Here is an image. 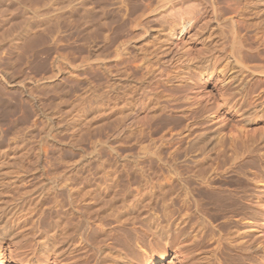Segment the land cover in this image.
<instances>
[{
    "label": "rangeland",
    "instance_id": "1",
    "mask_svg": "<svg viewBox=\"0 0 264 264\" xmlns=\"http://www.w3.org/2000/svg\"><path fill=\"white\" fill-rule=\"evenodd\" d=\"M51 1L0 0V46L5 45L0 50V172H12L13 163L29 164L35 175L30 184L84 173L82 177L95 178L100 185L103 168L97 164L103 160L119 165L202 154L201 159L229 165L253 155L241 169L247 172L245 178L228 167L222 175L224 192L252 197L242 202L244 215L229 214L238 224L224 228L221 262L264 264V233L255 225L264 217V0ZM84 9L92 10L94 20L89 17L88 25L79 22ZM23 20L32 24L33 32L28 39H15ZM118 165L105 169L121 170ZM258 172L262 181L256 178ZM1 197L7 204L17 201L6 205L0 200L1 227L8 208L18 218L15 227L0 229L5 264H28L37 255L32 237L19 226L26 209L17 196L7 201L10 196ZM13 203L25 213L15 210ZM105 220L107 228L117 226ZM116 230L117 240L97 241L96 249L88 245L74 255L76 259L59 255L58 264L198 261L186 250L174 254L175 245L154 246L153 253L164 251L155 256L146 245L150 237L138 235L140 245H145L140 249L133 233L131 239L129 230L124 229L127 235L121 230L124 238ZM111 241L115 242L109 245ZM214 245L200 251L213 250ZM113 247L123 250L126 258Z\"/></svg>",
    "mask_w": 264,
    "mask_h": 264
},
{
    "label": "bare ground",
    "instance_id": "2",
    "mask_svg": "<svg viewBox=\"0 0 264 264\" xmlns=\"http://www.w3.org/2000/svg\"><path fill=\"white\" fill-rule=\"evenodd\" d=\"M49 1L52 2L51 0ZM61 3L59 4L61 5ZM47 4L48 2L46 3V5ZM28 7L29 6L27 4V8ZM48 7L50 8V6ZM50 9L52 10V8ZM88 10L84 9L83 14L81 13L82 19L79 20V22L82 21V23L87 25L91 22L89 17L91 15L90 11H92ZM58 13L59 12H57V15L59 16ZM58 16L56 17L58 18ZM94 17L96 18L97 16L94 15ZM18 26L17 28H19ZM32 30V24L30 25L24 21V24L21 25V30L16 34L15 39H23L25 37L27 38L26 35H28V33H30ZM36 31L34 35H36ZM11 36L12 35H10V37ZM45 36L46 35H43V38ZM37 37L42 38L41 34H39V36ZM4 38L7 39L6 36ZM27 41L28 40H26L25 42ZM11 42H13V40H11ZM3 44H1L2 47L0 46L1 51L5 46ZM30 44L31 43H29L28 45L30 46ZM4 75H7L6 72ZM193 147L191 148L192 150ZM198 150L199 149H195L194 151L200 152V150ZM176 152L172 154L176 156ZM199 156H191L190 154V156L186 155L182 157H158L156 158V160L151 159L152 161L149 159L150 162L148 160L147 162H145L144 160L137 161L135 159V161L129 159L131 160L129 164H124L126 163V161L124 163H121L122 161L119 162V165L122 166L121 170H123V167H125L126 169V171L124 169V173L120 172V169V171L118 170V172L115 169L116 167L114 168L113 172L107 171L106 169L108 167L112 168V166H117L118 161L115 160L117 165H112L114 163L107 164L108 162L106 161V163L105 160H103L105 163L102 161L97 164L98 168H103V176H101V179L99 181L100 185L95 184V178L89 177L88 175H84L82 177L84 173L80 176L75 175L74 177H71L69 173H65L63 174V176H59L60 181L55 183L51 182L50 178L46 177L48 179L46 183L42 182L39 185L31 183V185L29 181H32L34 179V170L32 169V172L30 167L29 169L27 168L28 166L26 165L29 164L21 165L19 163V165L17 163H13L14 169L11 170L12 172H9L10 170H7L6 173L4 172L5 174L3 172H0L2 173L0 174V197L4 194L10 196L9 198L5 197V199L7 198V201L11 199V197L13 199L16 198L14 196H17L16 200H19L18 204L23 205L24 207H22L26 209V213L23 211L24 209H22V212L20 211L21 208L20 210H17L18 206L15 207L16 205H14V203L12 204L14 205L15 210L20 211V214L25 213V215H23V218L24 216L25 218L20 222L19 226L22 225L21 228H26V234H29L30 237L29 235L28 237H32L33 239V245L36 253L35 255L37 256H34L33 259L31 258L27 262L28 264H58L59 255L60 257H65L66 255L69 257L71 256L70 258H75L74 255H76V253L78 254V252H80L82 249H85L84 247L88 245H94L93 248H95V244L97 243V241L99 242L101 240L99 243L103 242L104 244V240L106 241V239L107 241L113 240L116 237V233L114 231L116 230L115 228H121L120 231L126 229L127 231L129 230V233H133L135 235L136 245L140 249H143V246L145 245H140L139 239L141 238H139L138 235L141 234L143 235V237H148V239L150 237L149 242L146 240L148 242V244L146 245L155 256L158 254L162 255L164 251L159 250L156 253H153L154 246L175 245L176 250L174 251V254L179 255L181 254L182 250H186L185 252L188 251V256L190 254L193 255V258L191 257L192 259L197 258L198 264H202V261L203 263L205 261L206 264H224L221 262V257L224 259V228L229 223L234 225L238 224L237 222L235 223V221L232 222V220L229 219V216L231 214L232 216H236L239 214L244 215V213L246 212L244 211L242 202H244V200H251L249 198L252 196H250V194L245 196V192L241 197H237L235 195L236 193H234V195L227 194V190H225V193L224 186L222 184V181L224 179L223 176L224 173L227 174V172L225 171H227L228 168L233 171L236 176L237 174H239L238 176H240V171L243 172L241 169L245 168L244 164L246 166V163H248L246 159L251 158L253 155L245 156V158L241 159V161L237 160L239 159L238 157H235V159L237 158L236 161L239 162L236 163L234 159L233 163L228 162L229 165L225 161L227 166L225 165L224 160L211 159V161L209 159L206 161V159L204 160L203 158H200L202 157V154L200 157ZM231 157L228 159L232 162L233 158ZM3 163L5 165L6 161ZM144 163L148 165V169H152L155 167L157 171L153 173L148 172L143 166ZM251 163V165H253L254 162ZM0 165L3 166L2 162H0ZM260 167L261 166H259V169H261ZM263 170L264 169H261V171ZM244 172L242 173L243 176H240L241 178H245L246 175L244 176V174H246L247 172ZM258 173L259 174L256 175V178H261L260 181H262V172ZM25 183H29L30 186H27V184ZM14 200L15 199H13V201ZM2 201L6 203L5 200ZM13 201H8V204L12 203ZM8 204L6 203V205ZM12 205H10V207H13ZM36 206H38V208H35L37 210L34 209V207ZM28 208L30 209L28 210ZM8 209L9 214L4 217L6 221L4 222V225L2 224L3 229H7L8 227L10 228L11 225L15 227L16 224L14 225V223L18 220V218L16 219L12 215L16 212H10L11 208ZM14 209L12 208V210ZM2 210H4V207H2ZM20 214L19 216H21ZM8 215H12V217ZM1 217L3 218V216ZM21 217L19 218L21 219ZM106 218H110L117 226H114L115 228L110 229L109 225V227L107 228V226L105 225L107 224L105 220ZM9 224L10 226H8ZM129 225L132 226L131 229L125 228ZM255 225L258 227L259 232L264 233V217L261 219V222L258 221V223ZM2 227L0 229H2ZM2 231L0 230V236L2 235ZM116 231L118 232V230ZM120 231L118 233L121 234ZM124 232L125 230L123 231V233ZM123 233L121 234V236H123ZM131 233L129 234V236L131 235ZM116 235L118 236L119 234ZM23 237L25 238V236ZM133 238L134 236L131 237V239ZM126 240L128 241V238ZM127 241L125 243H127ZM130 241L132 242V240ZM90 242H92V244H90ZM113 242L115 241H111V244L109 245H112ZM144 243L145 242H142V244ZM214 244L216 245V247ZM212 245H214L215 247L213 250H210L208 252H201L203 249L208 248ZM1 248L2 246L0 245V264H5V259L2 254L3 250ZM99 248L97 245L98 250ZM113 249L114 250L110 248V250L112 251L118 250L114 247ZM118 252L119 254H117ZM116 254L119 255V257L123 258V260L124 258H126V254H124L123 250L121 249H119ZM117 255L116 259L118 257ZM110 256L113 257L112 255ZM163 260L164 259H161L160 262L163 263Z\"/></svg>",
    "mask_w": 264,
    "mask_h": 264
}]
</instances>
